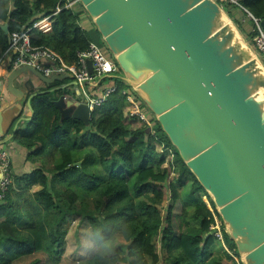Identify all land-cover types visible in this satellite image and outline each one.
I'll use <instances>...</instances> for the list:
<instances>
[{
	"label": "trees",
	"instance_id": "16d2710c",
	"mask_svg": "<svg viewBox=\"0 0 264 264\" xmlns=\"http://www.w3.org/2000/svg\"><path fill=\"white\" fill-rule=\"evenodd\" d=\"M68 1L73 0H0V60L13 34L25 33L60 9L51 18L50 33H29L30 46L76 65L78 54L87 52L95 39L81 25L87 16L82 5L77 2L67 9ZM215 1L250 45L254 25L249 15L264 22V0H240L242 9ZM6 24L7 34L2 29ZM245 24L252 26L250 32ZM117 75L121 76L119 69ZM112 81L115 93L93 111L88 126L63 119L55 94L31 100L33 118L16 133L14 142L28 151L29 161L37 167L13 177L4 205L0 203V264H19L32 257L30 264H42L43 257L45 263L61 264L71 220L76 218L89 224L97 248L82 264H235L224 246L238 256L236 246L211 198L154 117L152 131L125 119L122 91L127 85L119 78ZM156 146L171 150L173 160L169 162ZM171 174L174 180L169 182ZM163 184L170 194L165 215L160 210L165 193L158 187ZM34 188L38 190L33 192ZM180 199L182 209L175 215L173 208ZM213 215L222 223L223 243L211 230ZM117 238L124 245L104 255L101 249Z\"/></svg>",
	"mask_w": 264,
	"mask_h": 264
},
{
	"label": "water",
	"instance_id": "95a60500",
	"mask_svg": "<svg viewBox=\"0 0 264 264\" xmlns=\"http://www.w3.org/2000/svg\"><path fill=\"white\" fill-rule=\"evenodd\" d=\"M77 2L119 79L211 198L242 263L264 264V64L233 20L215 0ZM2 29L8 33L7 24ZM87 68L91 74V61ZM25 74L47 85L73 80L19 68L6 77L8 93L19 100L13 83ZM55 105L63 119L89 125L86 104Z\"/></svg>",
	"mask_w": 264,
	"mask_h": 264
},
{
	"label": "built area",
	"instance_id": "2783aa9c",
	"mask_svg": "<svg viewBox=\"0 0 264 264\" xmlns=\"http://www.w3.org/2000/svg\"><path fill=\"white\" fill-rule=\"evenodd\" d=\"M218 1L222 5L229 4L242 9L239 3L240 0ZM72 2L73 1L66 4L67 9L75 4H72ZM58 12H60V9H57L56 13ZM56 13L54 15H56ZM52 16L35 23L32 28L21 35L13 34L10 38V46L0 60V64L3 62L5 56L14 51L15 56L12 63L14 70L29 66L38 70L45 78L71 76L84 97L85 101H83V103L93 112L115 93L116 86L112 80L119 78L117 75L118 67L114 60L108 59L103 54L102 49L95 43L90 44L87 52L79 53L77 64L72 66L66 65L58 55L47 49L32 48L29 43V33L32 30H38L44 34L50 33ZM249 17L254 25L252 30L254 37L251 41L253 50L259 58L264 59V28L261 26V21L255 19L251 15H249ZM88 61H91L93 66L91 74L87 68ZM122 96L125 98L126 103V108L124 110L125 119L129 122H135L138 126H147L152 131L154 126L152 116H147L145 105L135 92L127 86L122 91ZM1 102L2 98L0 95V104ZM12 185L13 173L10 157L6 150L0 148V203L3 202L7 191ZM209 210L213 213L212 208L209 207ZM213 216L214 225L211 226V230L214 232V236L223 243L222 223L215 215ZM224 249L236 264H243L241 258L234 252L228 251L225 246Z\"/></svg>",
	"mask_w": 264,
	"mask_h": 264
},
{
	"label": "crops",
	"instance_id": "0c3cea01",
	"mask_svg": "<svg viewBox=\"0 0 264 264\" xmlns=\"http://www.w3.org/2000/svg\"><path fill=\"white\" fill-rule=\"evenodd\" d=\"M81 25L88 35L95 39V44H97L96 41L98 40V36L93 30L94 26H92L93 24L87 16H83L81 19ZM246 30L247 32H250L252 26L250 25ZM249 46L251 47V44ZM14 53L15 52L13 51L5 56L3 62L0 64V95L2 98L0 104V116L2 117V120L0 118V148L6 150L9 154L13 177L29 174L35 169V167H37L35 163L29 161L28 151L14 142L16 133L20 129H25V123L31 121L33 118L31 100L44 94H55V97L57 98L55 104L63 99L64 104H67L66 109L70 107L69 105H71V103L81 104L85 101L80 89L73 80L66 79L61 82L47 85L31 74L21 76L13 83V86L23 93V98L21 100L9 94L6 77L9 73L14 71L12 65L15 56ZM259 59L262 61L261 58ZM205 203L207 205V200H205ZM225 264L232 263L229 261L225 262Z\"/></svg>",
	"mask_w": 264,
	"mask_h": 264
},
{
	"label": "rangeland",
	"instance_id": "374dc122",
	"mask_svg": "<svg viewBox=\"0 0 264 264\" xmlns=\"http://www.w3.org/2000/svg\"><path fill=\"white\" fill-rule=\"evenodd\" d=\"M69 3L70 2L68 1L67 4H69ZM232 6H234V5H232ZM223 9L226 12L225 8H223ZM230 10H232V9H230ZM235 18L238 21H241L239 15L235 14ZM235 26H236V24H235ZM249 27H250L249 24H245V28L246 29H248ZM93 30L96 32L94 27H93ZM97 36H98L97 45L102 49L103 54L108 59H112L109 51L107 50V48L105 47L103 41L101 40V37H99V34H97ZM251 47L253 48L252 44H251ZM262 60H264V59H262ZM145 112L148 114L147 116H152L153 117V115L149 112V110L146 107H145ZM156 147H157V151L163 153L164 156L166 157V159L169 162H171L173 160V158H172L173 152L171 150L162 151V147H159V146H156ZM168 164L169 163H167V165ZM48 166H50V165H48ZM170 180H174V175L173 174H171L169 176V182H170ZM158 187L161 188L164 191V193H165L164 201L162 202V204L160 206V210H161L162 215H165L166 209L170 205V197H169L170 194H169V190H168L166 184L159 185ZM36 190H38V188H34L33 192L36 191ZM179 191L182 192V193L184 192L183 189H179ZM203 200L205 202V200H207V199L205 197H203ZM207 205H208L207 207H210V204L208 203V201H207ZM181 209H182V200L180 199L174 205L173 213L175 215H178V214H180ZM121 245H124L123 240L121 238H117L116 241H114L113 243H111L107 247L102 248L101 250H102V253H104V255H109L110 256V255L114 254L115 249L118 246H121ZM158 247H159V244H158ZM96 251H97V248L95 247V245L93 243L91 229H90L89 224L86 221L80 220L79 218L71 220L70 229H69V232H68V235H67V238H66L65 255L63 256L61 264H82L88 258L91 257L92 253H94ZM34 258L35 257L23 260L19 264H30L31 262L35 261ZM43 260H44V262L42 264H48V262L45 263V258L44 257H43Z\"/></svg>",
	"mask_w": 264,
	"mask_h": 264
}]
</instances>
